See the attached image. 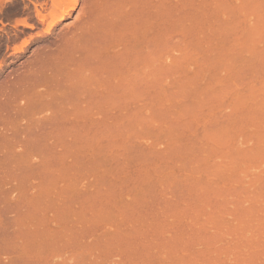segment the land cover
Segmentation results:
<instances>
[{"label": "rangeland", "instance_id": "rangeland-1", "mask_svg": "<svg viewBox=\"0 0 264 264\" xmlns=\"http://www.w3.org/2000/svg\"><path fill=\"white\" fill-rule=\"evenodd\" d=\"M74 1L0 0V209L18 184L41 191L35 228L50 233L59 206L56 261L41 236L19 257L0 242V264H264V0H189L187 31L175 8L153 95L76 111L58 85L51 106L24 109L20 80L40 52L89 25L90 0ZM39 161L43 183L28 190Z\"/></svg>", "mask_w": 264, "mask_h": 264}, {"label": "bare ground", "instance_id": "bare-ground-1", "mask_svg": "<svg viewBox=\"0 0 264 264\" xmlns=\"http://www.w3.org/2000/svg\"><path fill=\"white\" fill-rule=\"evenodd\" d=\"M178 1L180 6L176 5V7L175 4L179 3L172 1L173 4L171 0H90L91 5L89 4V9L87 8V14H89L87 17L89 18L86 20L90 21L89 25H85L86 27L83 26V28L82 26H79V28L75 27V30L69 29L64 33L61 40V49L55 54L51 53L50 50H42L37 61V68L21 78L20 86H23L26 103L24 109H28L34 103L44 99L47 101L46 107L51 106L53 93L58 90V85L64 86L66 95L81 98V102L84 104L83 107L75 106L73 110H91L96 108L95 110H99L102 113L110 108V103L108 102L111 98H114L113 96L119 97L120 95L121 97L122 94V100L119 99L120 102L123 99L128 102L127 98H123L127 94L134 97L138 94L140 95V93H145V91L150 92L157 84L158 67L155 65L156 60L160 57H163L162 61H165V58L168 60L167 57L168 55L170 56V51L174 45L172 35L175 36V34H172V32H176L178 27L175 26L177 22L173 20L177 16L174 11L178 7L177 13H181V15H178L182 22L179 21L178 16L175 19L181 22H178V26L182 28H179L180 30L186 29L185 25L187 24H183V22H185L184 18L187 20L186 15L189 7L187 4L190 1ZM70 3V6L67 5V7L69 6L68 10L65 9V13L62 12V14L64 13L63 16L55 20L51 26L48 25L50 23L47 24L49 26V28L46 27L47 34L51 32L57 22L64 19L75 9V1ZM173 13L174 15L172 16ZM182 24L184 25L183 27ZM174 26L177 28L174 29ZM77 28L79 29L78 31ZM182 33L185 35V32ZM159 51H161L160 57L158 56ZM161 53L164 54L161 55ZM35 72H39L36 81L38 82L39 80L38 84L25 86ZM143 78L147 79L146 86L144 85L145 81H142ZM149 92L147 93L149 94ZM153 92L152 90L149 95H153ZM123 94L126 96H123ZM129 96L127 97L130 98ZM118 97L114 99L117 100ZM124 103L118 104L119 107L117 103L115 105L111 103V106H116L117 110L119 108L121 110ZM124 106L126 105L124 104L123 108ZM39 111H42V109ZM42 119L40 117L37 120L40 121ZM15 155L19 157L15 166V169L19 170V173L16 174V179L20 180L22 175H26L23 174L22 168L25 164V168L28 167V161L26 158L20 160L22 153ZM20 162H22V165ZM35 166L39 172L38 183H34L32 186L29 185L28 190H31L34 186L37 188L43 183L42 168L44 163L39 161ZM26 188L27 186H24L22 190L18 184L17 187L10 190L7 193L10 200H8V205L6 202L7 197L1 198L3 202L6 199V205L3 204V209H0L4 210L6 206L5 214L3 213L5 216L2 217L3 214L0 213V217H2L0 219V242H3L1 245L4 244L1 247L5 248L6 246L5 249L8 248L7 250L10 251L3 249L5 254L8 252L7 254L10 255L16 252L19 257V251L22 253L21 255H26L27 245L30 242L33 244L34 239L36 241L43 236L42 248H48L46 250L44 248V252L49 250L50 244V248L53 245L55 249L51 252L52 247L49 251L52 258L55 259L58 257V229L56 225L59 217V206L55 203L53 207V231L48 233L47 231H41L39 228L36 229L35 226L38 224L36 221L40 222L43 220L39 204H37L40 202V198L42 199V192L39 191L37 195L30 198L24 193L27 192ZM16 189L17 192L14 191ZM12 244L13 247L18 246L19 250H11ZM47 244L49 245L47 246ZM9 246H11V249ZM0 250L2 249L0 248ZM4 252L0 251V254H4ZM39 253L43 252L39 251ZM17 255L13 257L16 261ZM11 257H6L7 260L5 261L9 260V263L11 262L12 264V259L10 261ZM34 263L36 264V262Z\"/></svg>", "mask_w": 264, "mask_h": 264}]
</instances>
